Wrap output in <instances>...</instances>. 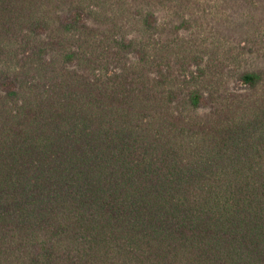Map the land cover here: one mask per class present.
Here are the masks:
<instances>
[{
	"label": "trees",
	"instance_id": "trees-1",
	"mask_svg": "<svg viewBox=\"0 0 264 264\" xmlns=\"http://www.w3.org/2000/svg\"><path fill=\"white\" fill-rule=\"evenodd\" d=\"M98 6L0 0V264H264V109Z\"/></svg>",
	"mask_w": 264,
	"mask_h": 264
},
{
	"label": "rangeland",
	"instance_id": "rangeland-1",
	"mask_svg": "<svg viewBox=\"0 0 264 264\" xmlns=\"http://www.w3.org/2000/svg\"><path fill=\"white\" fill-rule=\"evenodd\" d=\"M90 1L103 13L89 19L90 25L107 28V32L111 24L105 20L117 18L123 28L120 33L158 50L166 70L195 72L197 66L203 68L212 81L205 80L201 86L212 89L218 103L214 106L227 107V117L238 116L249 107L264 109V0ZM142 12L143 16L153 14L152 30L140 25ZM245 69L262 76L254 90H247L238 79Z\"/></svg>",
	"mask_w": 264,
	"mask_h": 264
}]
</instances>
